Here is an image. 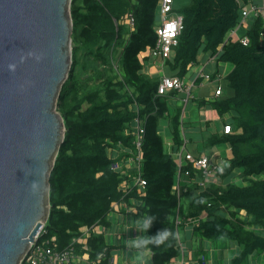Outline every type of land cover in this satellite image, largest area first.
<instances>
[{
  "label": "trees",
  "instance_id": "obj_1",
  "mask_svg": "<svg viewBox=\"0 0 264 264\" xmlns=\"http://www.w3.org/2000/svg\"><path fill=\"white\" fill-rule=\"evenodd\" d=\"M160 1L72 0V66L57 104L66 131L49 178L51 208L44 238L55 236L60 250L74 244L78 255H89V264H116L115 247L106 238L112 225L108 216L114 204H131L134 199L143 219L155 217L139 240L164 228L172 233L164 244L138 247L151 253L145 264H170L178 257L181 229L189 221L202 238L237 242L241 252L232 264H249L255 252L264 253L263 20H252L245 44L227 36L239 24L249 0H190L173 9L183 17L178 43L166 59L173 75L184 78L201 53L234 66L228 75L233 94L212 102L221 115L236 113L232 132L214 134L208 145L230 146L221 176L239 172L243 181L190 186L196 175L190 165L180 175L178 196L174 192L178 166L160 130L163 119L170 121L175 149L180 148L182 107L172 105L176 91L159 94L161 78L144 71L145 59L151 57L148 52L159 38ZM129 13L135 17L132 31L115 22ZM136 119L145 120L141 173L146 185L126 191L122 184L134 176L116 169L122 157L112 158L108 150L122 145L135 155ZM194 188L199 190L196 196Z\"/></svg>",
  "mask_w": 264,
  "mask_h": 264
},
{
  "label": "water",
  "instance_id": "obj_2",
  "mask_svg": "<svg viewBox=\"0 0 264 264\" xmlns=\"http://www.w3.org/2000/svg\"><path fill=\"white\" fill-rule=\"evenodd\" d=\"M72 0H0V264H21L50 215L65 137L55 103L73 56Z\"/></svg>",
  "mask_w": 264,
  "mask_h": 264
},
{
  "label": "crops",
  "instance_id": "obj_3",
  "mask_svg": "<svg viewBox=\"0 0 264 264\" xmlns=\"http://www.w3.org/2000/svg\"><path fill=\"white\" fill-rule=\"evenodd\" d=\"M264 4V0H249L247 5L252 4ZM252 19L247 21L246 25L239 26L232 30L227 39L239 40L245 36V32L250 28ZM261 42L264 44V33H262ZM144 71L152 77L161 78L163 75H173V71L166 64V60L160 57H149L145 59ZM167 68L170 69V73L167 72ZM234 66L231 63L220 62L216 57L209 54L201 53L196 63L191 64L189 67L188 74L184 77L185 80H193L199 70L204 69L206 72L212 75L210 80L199 79L197 81V87L195 88V97L191 99L186 106L182 101L184 96L182 93L176 94L174 98H179L183 105H175L182 107V122L184 127L185 135L188 139L186 149L188 152L196 157L203 155L213 156L222 166H226L227 160H223L219 148L222 145L211 147L208 145V140L214 134L225 133V127L232 125L235 112H230L225 115H221L212 106V102L224 97L231 96L233 90L228 84V75L232 72ZM221 87L222 94L219 96L215 95L216 90ZM180 103V102H179ZM191 104V107L187 109V106ZM186 116L187 120H185ZM164 120L166 130H170L166 134V130L161 128L160 132L165 141V147L167 152L169 150H175L173 133L170 121ZM181 122V123H182ZM189 123L188 125L186 124ZM161 121V126H162ZM187 133L190 134L189 138ZM197 138V139H194ZM200 140L197 143L196 140ZM196 142V143H194ZM190 146L195 149V153L190 151ZM226 149L230 150V146L226 144ZM178 150V149H177ZM231 152V151H230ZM109 155L112 158H119L118 165L119 170H123L126 174H133L134 178L128 182V187L138 185L136 180V174L139 169V164L135 161V155L128 148L118 145L115 148L108 150ZM127 154L126 156H124ZM130 154V155H129ZM229 158V157H228ZM239 172L234 173L231 177L220 176V182L216 186H225L229 182H236L242 180L239 176ZM258 177V176H257ZM196 183L200 180V173L196 174ZM239 184V183H238ZM126 183H123L122 188L126 190ZM139 186V185H138ZM190 186H196L195 183H191ZM199 186V185H198ZM140 190L141 188L139 186ZM199 190L194 188L193 194L196 196ZM131 204L125 201L114 204V210L110 212L108 218L112 225L106 231V238L110 245L114 246L113 250V261L116 264H145L146 257L150 255V251H144L138 247L132 245L131 241L139 240L140 237L145 236L147 231L142 230L138 222L143 221L142 215L136 208L137 200H130ZM194 222L189 221L184 224L181 229L179 245L181 248V254L175 257L170 264H232V259L236 255L240 254L241 247L235 241L229 240H211L202 238L194 232ZM96 230L101 231V227H97ZM89 255L83 254L75 259L73 264H89ZM249 264H264V253L255 252L250 259Z\"/></svg>",
  "mask_w": 264,
  "mask_h": 264
},
{
  "label": "built area",
  "instance_id": "obj_4",
  "mask_svg": "<svg viewBox=\"0 0 264 264\" xmlns=\"http://www.w3.org/2000/svg\"><path fill=\"white\" fill-rule=\"evenodd\" d=\"M173 0H161L158 9L159 15V26L157 28L158 33V42L157 45L151 49L148 54L152 57H160L164 60L170 57L173 47H175L178 43V36L183 29V17L175 14L173 11ZM261 18L263 20V32L264 33V4H252L250 6H244L242 9V15L239 22V26L246 25L249 19ZM116 25L125 24L132 31L135 29V17L133 14L129 13L125 15V17L118 21L115 20ZM242 41L247 44L249 39L247 37H243ZM199 79L202 80H210L212 79V75L206 72L204 69L199 70L195 75L193 80L187 81L184 78L177 75H163L161 77L160 85L158 88L159 94H167L171 91H176L178 93H182L184 96L182 97V101L184 106L188 104V102L195 97L194 91L197 87V81ZM222 94V89L219 87L215 95L219 96ZM182 122V118H181ZM135 128V141L134 144L136 146L137 152L135 153V161L139 164V169L136 175V180L138 185L141 188H144L146 185V181L143 179L141 173L142 166V145L144 141L145 135V120L136 119L134 123ZM181 134L183 143L180 148L177 150H169L168 153L172 155L174 160L178 166V174L177 181L174 186V192L180 196L181 194V185H180V175L183 171V168H187L188 166H192L194 170L200 173V180H198V185L206 188L211 185H217L220 182L219 177L224 169L220 163L217 162L215 157L203 155L200 157H196L190 152L187 151L186 145L188 143V139L184 132L183 122L181 123ZM232 127L227 125L225 127V133H231ZM116 169L119 168L117 164ZM119 170V169H118ZM186 175H190V170L185 172ZM196 175L192 178L189 185L191 183L196 184ZM126 183V191L130 189L128 187V183ZM123 185V184H122ZM97 228V227H96ZM46 222L43 224L37 235L35 236V240L32 242L28 252L25 255L24 260H26L30 264H73L75 259H77L80 255L76 253L75 245L72 244L65 249L57 248V239L56 237L44 238L46 233ZM98 231V230H97ZM89 229H85L86 236L89 235ZM84 236L79 241L83 242L86 238Z\"/></svg>",
  "mask_w": 264,
  "mask_h": 264
},
{
  "label": "clouds",
  "instance_id": "obj_5",
  "mask_svg": "<svg viewBox=\"0 0 264 264\" xmlns=\"http://www.w3.org/2000/svg\"><path fill=\"white\" fill-rule=\"evenodd\" d=\"M154 219L155 217L152 216L146 217L143 219L142 222H138V225L142 230L147 231L152 227V222ZM170 235H172V233L169 231V229L164 228L158 230L154 235L148 236L140 240H133L131 241V243L136 247H141L147 244L159 246L161 244H164L165 241L168 240Z\"/></svg>",
  "mask_w": 264,
  "mask_h": 264
},
{
  "label": "rangeland",
  "instance_id": "obj_6",
  "mask_svg": "<svg viewBox=\"0 0 264 264\" xmlns=\"http://www.w3.org/2000/svg\"><path fill=\"white\" fill-rule=\"evenodd\" d=\"M174 1V3H173V8H175V9H179V8H181V7H183L184 5H187V4H189V2H190V0H173ZM70 11H71V9H69V14H70ZM168 67H169V65H168ZM170 68V67H169ZM169 68H167V72L168 73H170V69ZM194 94H195V91H194ZM180 102V103H179ZM176 105H183L182 104V101H181V99H179V98H173V101H172V105L174 106L175 104ZM57 104H58V100L56 101V103H55V107H54V109H55V111H57V112H59L58 111V109H57ZM191 107V104H189L188 106H187V109L188 108H190ZM188 111H189V109H188ZM60 113V112H59ZM184 117H185V120H187V118H186V116L184 115ZM162 126H161V128L163 129V130H166V127H165V125H164V120H162ZM186 124L188 125L189 123H187L186 122ZM167 132H168V136H169V134H170V130H166V134H167ZM187 136H188V138H189V136H190V134H188L187 133ZM194 139H197V138H194ZM196 142L197 143H200V140L198 139V140H196ZM196 142H194V143H196ZM190 148V151H192V153H195L196 151H195V149L192 147V146H190L189 147ZM219 153H221V155H222V157H223V160H227L228 159V157L231 155V152H230V150L228 149H226V144H222L221 146H220V148H219ZM261 178H263L264 176H260ZM233 178H234V176H233ZM237 183H239V184H243V181L242 180H238L237 181Z\"/></svg>",
  "mask_w": 264,
  "mask_h": 264
}]
</instances>
